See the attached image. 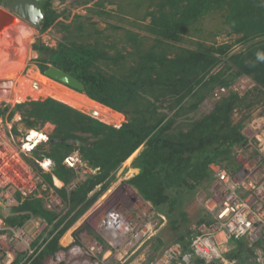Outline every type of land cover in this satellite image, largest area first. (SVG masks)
Returning <instances> with one entry per match:
<instances>
[{"label":"trees","instance_id":"16d2710c","mask_svg":"<svg viewBox=\"0 0 264 264\" xmlns=\"http://www.w3.org/2000/svg\"><path fill=\"white\" fill-rule=\"evenodd\" d=\"M156 6V11L148 16L151 17L149 31L157 37L176 42L206 15L218 14L230 31L239 35L237 41L247 47L227 54L230 45H200L196 50L185 49L184 55L176 54L172 58L151 49L142 53L137 64L121 77L107 75L96 68L105 53L94 45L36 47L43 62L42 75L48 69L46 64H50L82 84V91L90 100L129 116L115 128L51 98L26 101L12 109L10 117L18 111L29 129L38 130L37 125L45 123L54 126L46 142L48 151L41 157L35 147L31 152L37 160L28 162L67 207L57 213L46 208L43 198L28 196L11 208L18 214L4 217V223L10 228H20L29 219L46 223L43 234L33 241V253L23 264H43L45 258L63 250L59 244L63 233L110 187L122 163L140 147L143 149L134 161L138 172L126 183L152 204L157 211H153L155 216L164 214L169 219L171 227L179 233L176 241L184 251H188L193 232L180 231L185 220L182 202L197 185L212 179L211 163H224L237 169L234 146H243L245 138L240 132L241 126L230 121V113L264 97V61L257 60V54L264 53V0H159ZM56 18V12L49 7L41 28H48ZM222 63L232 70L228 77L223 67L212 72ZM241 75L251 77L256 86L241 97L230 91L209 114L190 123L185 131L171 130L175 117L194 111L216 85L229 86ZM186 101L189 105L184 109ZM165 108L173 111V117L158 113ZM7 110L8 106L1 107L0 116ZM74 151L88 167L97 170L67 191L78 170L66 167L63 160ZM44 158L54 164L50 173L43 172L38 164ZM52 176L63 186L55 187ZM96 186L100 187L94 191ZM17 197L20 200L19 194ZM156 241L157 247L163 245L159 238ZM231 244L235 247L225 253V258L237 260V264H254L253 249L244 239H233ZM24 256L20 254L12 264H19ZM194 261L205 264L200 259Z\"/></svg>","mask_w":264,"mask_h":264},{"label":"rangeland","instance_id":"374dc122","mask_svg":"<svg viewBox=\"0 0 264 264\" xmlns=\"http://www.w3.org/2000/svg\"><path fill=\"white\" fill-rule=\"evenodd\" d=\"M158 1L159 0H53L52 7L55 9L54 11L57 14V18L48 28H30L27 23L26 24L28 26H21L20 29H24L25 32L30 34V41L21 39L22 36L18 33V28H16L18 25H16V22H11L0 30V80L7 79L2 78L1 74L11 70L12 66H15V69H20L22 63H24V66L23 69L18 72L17 79L21 82H25V85L27 84V86L31 88V74L36 73L45 79V77H43L40 73L41 66H43V64L40 63L43 62L40 60V52L36 49V47L41 45H45L52 49H57L60 45L65 47L94 45L99 51H103L105 53V56L97 61L96 68L107 75H113L116 77L123 76L124 72L128 68L137 64L142 53L149 52L151 49H153L155 53L164 54L167 55L168 58H172L176 54L184 55L185 49L196 50L200 47V45L201 47L202 45L208 47L212 45L227 44L230 45L227 54L242 51L247 47V45L237 41L239 35L232 33L218 14L206 15L199 22L192 25L188 32L180 36V39L176 42L168 41L163 37L155 36L149 31L151 17H149L148 14L156 11L155 8L157 7L156 5ZM39 20L37 22H39ZM5 35H8L6 37H9V39H4L3 37ZM155 39L158 40L157 45H155ZM226 63L227 62H225V64ZM225 64L222 63L219 68H216L212 72H217L221 70V67H223V71H225L226 76L228 77V75L232 73V70L225 68L227 67ZM14 80L15 79L12 80L13 83ZM51 82V85H55L56 88L62 89L64 92H69V94L75 93L55 84L53 81ZM16 83L17 86H19L17 80ZM230 83L231 84L229 86L239 87V90L233 88V92H235L239 97L245 95L252 90L254 86H256L253 79L246 75L236 77ZM216 88H218L217 85L212 89L209 96L198 104L194 111L184 112L179 117H175L171 130L174 132L178 130L185 131L190 123L199 121L203 118V116L209 114L215 106L224 99L223 96L220 98L214 96ZM70 89L76 91V94L85 95L82 90L78 91L71 87ZM227 96L228 94L224 95V97ZM1 97L2 96H0V105L2 104L1 107L4 108L3 105H6L8 106V110L3 116H0V144H3V148L5 147V144L6 147L9 145V148L17 154L20 161V163H15L16 165L10 164L8 159L10 157L5 150H3V152H6L7 155H0V169L1 165H6L7 168L5 173V170L1 169V171L5 174V177L6 173H11V171L18 176L17 179H14V176L10 174L12 180L10 179L5 183H9L6 185V193L8 192L10 194L11 200L14 202L16 199L19 200L17 197V188H21V190L29 193L25 197L43 198L50 211H56L57 213L64 212L67 207L61 197L55 194L54 189L46 184L38 172L33 170V168L29 165L28 160H37L35 158L36 156L32 152L30 153L29 151H25L32 149L31 144L36 146L33 141H27V133L30 129L25 122L21 120V116L18 111H15L12 117H10V112L15 105L19 103H7L6 97ZM46 98L52 99V97L49 96L35 98L29 96L26 97L23 102L45 100ZM189 101L190 100H188V102ZM188 102L186 101L183 105L184 109L188 107ZM263 103L264 97L261 98V101L256 102L251 106L244 107L241 105L238 108H234L230 113V121L233 124L238 123L242 129V127L250 122L252 118L264 115ZM106 108L112 112L118 113L121 116V122L118 124L105 122L106 125L118 128L128 120L129 115L126 113L116 112L109 107ZM158 111V113H164L167 118L173 117V111L168 108L159 109ZM37 127H39L38 130H36V128H33L32 130L42 133L43 140L37 144V150L35 148L36 153L41 156L49 149V146L46 144L48 139L45 138L46 136L49 138V136L53 133L54 126L49 123H45L44 125H37ZM241 131L242 130H240V132ZM142 149L143 147H140L125 162L122 163L120 168L115 173V179L111 183L110 187L101 194V196L87 212H85L63 233L61 239L59 240V244L62 247H67V250L58 252L54 255L55 257L48 256L45 260V264H70L72 258L73 261L76 262L82 260L83 256L80 255V253H76L74 257L69 254L72 247H74V249L77 247L81 248L84 253L86 252L84 254L86 261L88 260L91 264H97L99 261H101V264H151L157 257L163 254V251L167 246L177 243L176 239L179 238V233L171 227L169 219L164 214H161L163 217L165 216L162 228L160 230L156 229L157 232L154 237L143 243L138 250L131 251L132 246H130L129 250L124 253L125 255H122L121 253L118 254L117 252L111 250L110 256H106L105 258L102 257L104 254L103 252L109 250L111 247L104 240L105 236L96 226L97 218L100 215V212L105 210L104 208H108V205L113 204V202L117 201L119 198H124V194L127 192L134 195L132 192L134 189L127 186L125 182L130 179L135 171L138 172V169H136L137 162L134 161ZM238 149L242 150V155H246L249 152L248 149L244 150L240 147H238ZM73 153L77 152L74 151L69 155ZM237 154H239L238 151ZM45 159L43 160L45 161ZM43 160L38 162L40 168L43 172L50 173L54 168L53 162L49 168L46 167V170L44 169L45 167L43 168V166H45L43 165ZM234 162L237 163L236 159H234ZM134 163L136 164L134 165ZM25 172H27V174ZM20 174L26 176L24 184L21 183L22 185L18 180L20 178ZM87 175L88 174L85 173L82 168L78 170L77 177L70 183V185L67 186V189L71 190L74 188V184L86 180ZM0 178H2V175H0ZM52 181L55 187H61L62 182L58 180L61 184L59 186L56 185L55 178H53V176ZM212 184L213 177L209 181L204 180L200 185H197L195 191L182 202L181 212L185 214V220L182 221L180 225V231L182 233H185L187 230L194 233L201 225L212 224L211 217L205 212L200 204V199L205 197L207 194H210ZM99 187L100 186H96L94 191L98 190ZM128 193L127 195L130 196ZM2 199L3 198L0 197V218L4 221V217L14 214L16 215L18 212H14L11 209L16 206V203H13V205H7L9 204L7 199L5 202H3ZM118 201H120V199ZM136 204L137 205L131 204L132 208L128 206L126 209H122V215H126L125 212L132 216L135 215L136 206L139 208V203ZM149 207L152 209L151 216H155L154 212L156 210L154 211L155 208L151 203ZM158 218L159 217L155 216L154 220ZM201 219L203 222H199ZM45 227V222L34 220L32 222L29 221L28 225H26L23 229L0 230L1 259L6 256V264H10L12 261L14 262L20 254H24L25 256L31 255L33 253V241L38 236L43 234ZM158 238L163 243L160 247H157L156 245V239ZM61 241L67 245H62ZM99 247L102 252H95L94 250H99ZM234 247L235 245H228V247L224 249L222 256L234 249ZM122 252L124 251L122 250ZM1 253H3V255H1ZM61 254L63 255V259L59 261L57 260V257ZM191 264L196 263L195 261H192Z\"/></svg>","mask_w":264,"mask_h":264},{"label":"built area","instance_id":"2783aa9c","mask_svg":"<svg viewBox=\"0 0 264 264\" xmlns=\"http://www.w3.org/2000/svg\"><path fill=\"white\" fill-rule=\"evenodd\" d=\"M233 88L239 90L236 86H220L215 89L214 96L224 97L225 94L233 91ZM241 130L245 143L243 146L234 147L233 152L238 165L237 169L233 170L221 163L210 165L213 184L210 194L200 199V204L211 217L212 224L201 225L196 232L191 234L188 251H184L180 243H174L167 246L163 254L151 264H191L194 259H200L205 264H211L214 261H219L220 264H231L222 258V254L233 239H244L248 247L253 249L251 259L253 263L264 264V115L252 118ZM238 147L248 149L249 152L242 155V150ZM63 164L75 170L85 168V173L95 172L84 165L77 153L66 156ZM47 166L49 168L51 165ZM78 184L79 182L73 187L75 188ZM5 189L6 184L0 185V197L3 198V202L7 199L9 203L7 205H13L14 202ZM127 193L124 194V198H119L120 201L118 199L108 205V208H104L105 210L101 211L97 218V227L100 223L107 226L103 233L106 238L103 237L111 247L103 252V258L110 256L111 250L122 255H125L124 253L129 250L130 246H132L131 251L138 250L143 243L154 237L156 229L160 230L164 224L165 216L157 214L156 217L159 218L154 220L155 216H151L150 209L140 206L139 208L136 206L135 215L132 216L126 212L127 216L122 215V209L131 207V204L137 205V201ZM0 230H6L1 218ZM97 246L95 247L98 248ZM75 249H79L77 253H80L83 259L76 262L72 258L70 264H91L88 260L86 261L84 256L86 252L84 253L78 247ZM75 249L72 247L69 254L72 251L75 252ZM94 251L102 252L100 247L99 250ZM75 255L76 253L73 257ZM29 256H24L19 264L25 263ZM59 256L57 260L60 261ZM100 262L97 264H101ZM0 264H6V256L2 259L0 257Z\"/></svg>","mask_w":264,"mask_h":264},{"label":"bare ground","instance_id":"6f19581e","mask_svg":"<svg viewBox=\"0 0 264 264\" xmlns=\"http://www.w3.org/2000/svg\"><path fill=\"white\" fill-rule=\"evenodd\" d=\"M22 1L24 3H21L18 1L14 2L13 5L16 7L15 10L17 9L16 13H18L21 17H24L22 13H25V14L28 12L31 13L30 14L32 17L31 20H29L30 18L29 19L25 18V19L28 20L30 23H35L36 22V15L38 13V12L34 11L36 9L35 6H32L31 4L25 2L24 0H22ZM14 22H16V25H18L16 28H18V33H20L22 36L21 39L25 40V41H28V40L30 41L31 40L30 34L25 32L24 29H20L21 26H28V25L26 23H24L23 21H20L19 19H16V21H14ZM6 36H8V35H5L3 38L9 39V37H6ZM21 39H20V41H21ZM8 42H9V40H8ZM23 66H24V63H22L20 69H15V66H12L11 70H8V72L1 74L2 78H5V79L7 78L6 80H8L11 83L9 87L0 88V91H2V93H4V91H3L4 89L5 90L9 89V91H10L8 97L3 96V97H6L7 103H20V102H23L24 99L26 97H29V96L33 97V98L41 97V96H49V97H53L56 100L62 101L66 104H69L75 108H82V109H85L86 111L92 110L95 113V118L100 119L103 122H111V124L112 123L118 124L119 122H121L120 121L121 116L118 113L112 112L108 108H106V107H104L98 103H95L94 101H91L89 98H87V96H85L83 94H76V93L69 94V92L68 93L66 91L64 92L62 89L56 88L55 85H51L50 84L51 81L48 82L49 81L48 79H46V78L43 79L41 76H39L36 73L30 75V78L32 80V82L30 81V84H31V88H30L29 86H27V84L25 85V82H21L20 80L17 79V74L19 71H21L23 69ZM13 79H15L14 83L12 81ZM16 80L18 81L19 86H17ZM0 101H1V99H0ZM27 136H28L27 141L28 140H29V142L33 141L35 143L34 145L39 144L43 140L42 133H39L36 130L29 131L27 133ZM4 146L5 147L3 148L0 145V155L1 154L4 155L7 152L8 156L10 157V158H8L10 164L20 163V161L17 157V154H15V152L9 148V145H8V147H6V144H5ZM33 147L34 146L31 144V148H33ZM3 150H5L6 152H3ZM11 150H12V152H11ZM43 162H44L43 165H45L43 167L46 168L47 165L49 164V161L45 160ZM1 169L5 170L4 171V173H5L6 169H7L6 165H1ZM1 169H0V173H1L0 175H2V178H0V185H5V183L8 180H10V179L12 180V178L10 177V174L12 176H14V179H17L18 176H17V174H14L13 171L10 170L11 173H9V172L6 173V177H5V174L1 171ZM55 184L59 186L61 183L57 179H55ZM98 228L102 233H104L107 226H105L103 223H100L98 225ZM61 244L67 245L66 243H63V241H61ZM77 251L79 252V249H75V252L72 251L71 256L74 255L75 253H77ZM62 258H63V256L60 255L59 259L61 260Z\"/></svg>","mask_w":264,"mask_h":264},{"label":"water","instance_id":"95a60500","mask_svg":"<svg viewBox=\"0 0 264 264\" xmlns=\"http://www.w3.org/2000/svg\"><path fill=\"white\" fill-rule=\"evenodd\" d=\"M37 1L38 0H25V2L31 4L32 6H35L36 9L34 11L38 12L37 15L42 18V13H41V11L39 9L38 4L36 3ZM13 4L14 3H11L9 5V8L14 13H16V10L17 9L15 10L16 7ZM22 14H23L24 18H27V19L30 18L29 20H31V18H32L31 15H30L31 13L28 12L26 14L25 13H22ZM16 15H18L20 17V15L18 13H16ZM16 19H18V18L16 16H14L13 14H11V13H9L7 11H4L3 9H0V30L4 26L8 25L9 23L16 21ZM38 24H39V22L36 21V23H34L32 25H38ZM43 77H45L49 81H53L55 84H57V85L65 88V89H67L69 91H72V92H75V93H76V91L71 90L70 87L71 88H74V89H76L78 91L79 90H83L82 84H80L78 81H76L74 78H72L71 76L67 75L66 73H64V72L60 71L59 69L55 68L54 66H49L48 69L44 72ZM10 84L11 83L8 80H5V81L4 80H0V88H2V87H5V88L6 87H9ZM3 91H4V93H2V91H0V95L2 97L3 96L8 97V95L10 93L9 89H6V90L4 89ZM52 99H54V98L52 97ZM57 101H59V100H57ZM59 102L64 103L62 101H59ZM64 104H66V103H64ZM66 105H68V106L76 109L77 111H79V112H81L83 114H86V115H88V116H90V117H92L94 119H97V118H95V113L92 110L86 111L85 109L75 108V107H73V106H71L69 104H66ZM100 105H102V104H100ZM102 106H104V105H102ZM104 107H106V106H104ZM98 120L100 122H102V123H105V122L101 121L100 119H98ZM29 131H31V130H29Z\"/></svg>","mask_w":264,"mask_h":264},{"label":"clouds","instance_id":"9594fccd","mask_svg":"<svg viewBox=\"0 0 264 264\" xmlns=\"http://www.w3.org/2000/svg\"><path fill=\"white\" fill-rule=\"evenodd\" d=\"M257 60H260V61H264V53H258L257 54ZM231 92H233V91H231ZM30 130H32V129H30ZM46 139H48V137L46 136ZM27 143V142H26ZM37 146V145H36ZM36 146H34L32 149H30V150H25V151H29L30 153H31V151L36 147ZM24 148V147H23ZM76 152V151H75ZM77 154H78V152H77ZM79 155V154H78ZM45 159V158H44ZM45 160H48L49 161V164L50 165H52V161L50 160V159H45ZM44 161V160H43ZM83 162V161H82ZM84 163V162H83ZM48 164V165H49ZM211 164H217V163H211ZM210 164V165H211ZM219 164V163H218ZM221 164H224V163H221ZM84 165L88 168V169H91V170H95V172H96V170L97 169H92V168H90V167H88L85 163H84ZM210 165H209V168H210ZM225 165V164H224ZM226 166V165H225ZM44 168V167H43ZM47 168H48V166H47ZM44 169H46V168H44ZM47 170V169H46ZM84 170H86L85 168H84ZM83 170V171H84ZM95 172L94 173H87L88 175L89 174H95ZM26 174H27V172H25ZM210 173H211V169H210ZM135 174H133L131 177H130V179L134 176ZM211 176H212V173H211ZM19 182H20V184L21 183H23L24 184V180H25V177L26 176H24V175H19ZM213 177V176H212ZM53 178H54V176H53ZM55 179H57L56 177H55ZM129 180V179H128ZM61 182V181H60ZM81 183V182H80ZM79 183V184H80ZM9 183H7L6 185H8ZM78 184V185H79ZM125 184H127L126 182H125ZM22 185V184H21ZM77 185V186H78ZM63 186V183H62V185H61V187ZM127 186H130V185H128L127 184ZM131 188H133L134 190L132 191L131 189V191L134 193V195H131V197L132 198H134L136 201H137V203H139V206H141L142 208H148V209H150V203L149 202H146V201H144L143 199H142V197L139 195V193H138V191L134 188V187H132V186H130ZM24 188V187H23ZM60 188V187H59ZM18 189V191H17V194H19L20 195V200H15L14 201V203H16V206L19 204V201H22L23 200V198H25V196H27L29 193H26L24 190H21V188H17ZM68 191V190H67ZM22 192H25L26 194L24 195ZM56 194V193H55ZM141 197V198H140ZM97 201V200H96ZM45 205H46V208H47V204L45 203ZM91 208V207H90ZM89 208V209H90ZM152 208V207H151ZM48 209V208H47ZM88 209V210H89ZM49 210V209H48ZM87 210V211H88ZM86 211V212H87ZM150 212L152 213V209H150ZM161 215V214H160ZM29 221H34V220H32V219H29L28 221H26V223L24 224V226H22V227H20V228H24L26 225H28V223H29ZM5 224V223H4ZM5 226H6V224H5ZM7 229H19V228H10V227H6V230ZM61 239V238H60ZM63 248V250H60V251H65V250H67V247H62ZM60 251H58V252H60ZM58 252H56L55 254H57ZM222 258L225 260V261H227V262H230L231 264H236V261L235 260H231V261H229L227 258H225V254L222 256ZM46 259V258H45ZM44 259V260H45ZM252 259V258H251ZM194 261V260H193ZM252 261V260H251ZM44 262V261H43ZM253 262V261H252ZM218 263H219V261H218ZM220 264V263H219Z\"/></svg>","mask_w":264,"mask_h":264},{"label":"flooded vegetation","instance_id":"af4514ba","mask_svg":"<svg viewBox=\"0 0 264 264\" xmlns=\"http://www.w3.org/2000/svg\"><path fill=\"white\" fill-rule=\"evenodd\" d=\"M21 2V3H24L22 0H0V9H3L4 11H7V12H9V13H11V14H13L14 16H16L18 19H20L21 21H23L24 23H27L28 25H29V27L30 28H32V27H39V28H41L42 26H41V24H42V21H43V19H44V16H45V14H46V9H48L49 7L51 8V9H53V10H55L53 7H52V2H53V0H38L36 3L38 4V6H39V9H40V11H41V13H42V18H40L38 15H36V21H38L39 19H40V21H39V24L38 25H32V24H30V23H28L29 21L28 20H26L24 17H19L18 15H16V13H14L12 10H10V8H9V5L11 4V3H14V2ZM25 1V0H24ZM60 3V2H59ZM40 64H43V63H40ZM46 66H47V68L49 67V66H52V65H50V64H46ZM2 105V104H1ZM1 105H0V108H1ZM3 107L5 108L6 107V105H3ZM34 143V142H33Z\"/></svg>","mask_w":264,"mask_h":264},{"label":"crops","instance_id":"0c3cea01","mask_svg":"<svg viewBox=\"0 0 264 264\" xmlns=\"http://www.w3.org/2000/svg\"><path fill=\"white\" fill-rule=\"evenodd\" d=\"M1 146H2V145H1ZM2 147H3V146H2ZM136 173H137V171L134 172V174H136ZM132 175H133V174H132ZM54 178H55V177H54Z\"/></svg>","mask_w":264,"mask_h":264}]
</instances>
